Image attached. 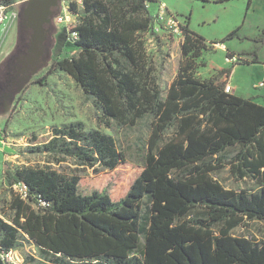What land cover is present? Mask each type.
Listing matches in <instances>:
<instances>
[{
  "label": "trees",
  "instance_id": "obj_1",
  "mask_svg": "<svg viewBox=\"0 0 264 264\" xmlns=\"http://www.w3.org/2000/svg\"><path fill=\"white\" fill-rule=\"evenodd\" d=\"M16 2L0 5L11 9ZM149 2L84 0L70 8L77 21L66 27L67 40L76 55L54 60L52 68L71 77L104 121L130 127L151 117V134L143 168L123 191L104 175L101 185L48 167L2 171L10 187L21 183L27 191L22 200L10 189L13 215L0 218L1 252L25 244L38 252L22 264H264V241L231 233L248 221L264 222V105L225 93L231 70L196 76L209 49L190 31L189 17L181 27L177 75L163 97L145 46L154 24ZM235 37L238 29L220 43ZM250 39L252 60L236 64L258 63L264 29ZM114 140L69 122L28 150L114 171L124 162ZM226 162L254 189L222 187L212 176Z\"/></svg>",
  "mask_w": 264,
  "mask_h": 264
},
{
  "label": "rangeland",
  "instance_id": "obj_2",
  "mask_svg": "<svg viewBox=\"0 0 264 264\" xmlns=\"http://www.w3.org/2000/svg\"><path fill=\"white\" fill-rule=\"evenodd\" d=\"M21 0H17V4ZM149 13L158 14L160 7L168 13L175 15L183 22L186 17L190 19V31L206 40L208 51L200 59L202 75L207 78L213 74L215 68L224 70L233 69L234 63H244L252 60L250 54L255 47V41L250 39L258 36L264 29V2L256 0H149ZM250 1V2H249ZM249 3V6H248ZM258 8L252 7L254 4ZM260 4L262 6L260 7ZM252 5V6H251ZM19 10V4L11 8ZM59 8L53 9L52 21L48 24L51 35L46 38L50 54L48 64L36 72L31 82L15 98L10 109L3 113L0 111V218L7 221L12 217L13 211L9 204L13 193L4 179L2 171L7 168H50L60 174L68 176L77 175L85 178L86 182L107 176L111 181L125 190L138 174H140L144 157L147 154V141L151 134V117H146L130 127H120L115 121L103 120L95 102L76 85L71 77L64 72L52 68L53 61L76 55V50L67 40L65 23L56 24L55 17ZM77 19V17H76ZM18 19L0 24V60L4 55L13 51L18 37ZM154 29V28H153ZM238 29V37L220 43L226 36ZM155 30V29H154ZM150 31L145 35V46L154 68V75L160 86L163 97L170 83L177 75L178 64L181 58L180 41L182 35H175L167 28L160 26L158 31ZM229 53L236 57V61L226 60ZM258 63L234 66L233 84H237L243 98H249L250 92L254 103L264 105V46L258 53ZM40 81V82H39ZM263 87L257 88V84ZM239 90V91H240ZM82 122L86 131L98 130L103 134L113 137L119 151L124 155V162L114 171H102L98 167L85 168L73 159L52 157L47 153H33L28 147L33 143L39 144L50 136L51 128L61 127L72 122ZM172 131L168 130L164 139L171 137ZM235 149H229L228 160L235 154ZM231 166L226 162L213 173V178L228 190L240 192L253 190L255 185L252 180H239L230 172ZM99 176V177H98ZM97 181V180H96ZM201 210V209H197ZM235 237L243 236L255 242L264 241V222L248 221L243 226L231 232ZM12 255L14 264H22L24 257L32 255L37 257L38 252L33 247L25 244L19 250H14Z\"/></svg>",
  "mask_w": 264,
  "mask_h": 264
},
{
  "label": "flooded vegetation",
  "instance_id": "obj_3",
  "mask_svg": "<svg viewBox=\"0 0 264 264\" xmlns=\"http://www.w3.org/2000/svg\"><path fill=\"white\" fill-rule=\"evenodd\" d=\"M44 27V37L41 45V54L35 57L29 50V37L31 31L19 25L18 37L15 47L8 55H4L0 60V111L6 112L14 103L15 98L19 95L18 91L22 90L31 82L32 78L45 65L48 64L50 49L49 44H45L46 38L51 35L50 27ZM28 34L21 33V29ZM24 44V38H26ZM34 58V63L31 59ZM17 95V96H16Z\"/></svg>",
  "mask_w": 264,
  "mask_h": 264
},
{
  "label": "built area",
  "instance_id": "obj_4",
  "mask_svg": "<svg viewBox=\"0 0 264 264\" xmlns=\"http://www.w3.org/2000/svg\"><path fill=\"white\" fill-rule=\"evenodd\" d=\"M84 4V0H59L58 8H59V14L57 17H55V23L61 24L65 23V27L69 25H74L76 23V17L77 15L74 14L70 8L73 6L76 10L81 7ZM14 5H18L15 3ZM14 5L12 8H14ZM19 11V10H18ZM18 19V12L12 11L8 7L4 5H0V24L5 25L8 22H13L14 20ZM183 22L179 21V19L166 11V9H163V7H160V10L158 14L156 13L154 15V24L153 28L158 31L160 26H163L173 32L175 35L181 36V27ZM153 29V30H154ZM154 30V31H155ZM227 58V57H226ZM233 63V61H236V57L232 56L230 59H226ZM257 88L263 87V83L260 82L256 86ZM224 91L226 94H232L233 88L228 82V78L225 79V87ZM10 189L13 191V193L17 194L22 200H27V191L23 184L16 183ZM13 251L10 252H1L0 251V259L3 261L4 264H14L12 259Z\"/></svg>",
  "mask_w": 264,
  "mask_h": 264
},
{
  "label": "water",
  "instance_id": "obj_5",
  "mask_svg": "<svg viewBox=\"0 0 264 264\" xmlns=\"http://www.w3.org/2000/svg\"><path fill=\"white\" fill-rule=\"evenodd\" d=\"M18 4V23L31 31L29 50L37 57L41 54L44 27L52 21L53 9L58 7L59 0H21ZM31 60L33 64L34 58ZM0 264H4L1 259Z\"/></svg>",
  "mask_w": 264,
  "mask_h": 264
},
{
  "label": "crops",
  "instance_id": "obj_6",
  "mask_svg": "<svg viewBox=\"0 0 264 264\" xmlns=\"http://www.w3.org/2000/svg\"><path fill=\"white\" fill-rule=\"evenodd\" d=\"M256 1H257L258 3H259V2H264V0H256ZM258 3H257V4H258ZM257 4L255 3L254 6H252V5H251V6H252L253 8H254V7H255V8H256V7L258 8V5H257ZM261 6H262V4H260V7H261ZM261 11H264V5L262 6V10H261ZM181 41H182V39H181ZM181 41H180V42H181ZM234 66H237L236 63H234L233 66H232L233 69H232L230 75L228 76V82H229V84H230V85L232 86V88H233V93H232V94H233V95H238V97H242V95H244V94H241V90L239 89V87L237 86V84H233V83H232V81H233V79H234V76H235V72H236V70H237ZM201 68H202V67H201ZM201 68H199V69L197 70V75H196V76H198L199 78H202V79H203V78H205V77H201V76H200V75H202ZM220 69H222V68H215V69L213 70V74L216 73V71H218V70H220ZM213 74H212V75H213ZM212 75H209L208 77H210V76H212ZM208 77H207V78H208ZM205 79H206V78H205ZM239 90H240V91H239ZM250 94H251V93L249 92L247 97H252V95H250ZM243 97H246V96H243ZM258 102H259V101H258ZM258 102H257L258 105H262L261 102H260V103H258Z\"/></svg>",
  "mask_w": 264,
  "mask_h": 264
}]
</instances>
